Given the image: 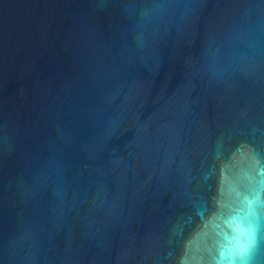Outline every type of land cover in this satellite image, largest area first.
Here are the masks:
<instances>
[{
	"label": "water",
	"instance_id": "1",
	"mask_svg": "<svg viewBox=\"0 0 264 264\" xmlns=\"http://www.w3.org/2000/svg\"><path fill=\"white\" fill-rule=\"evenodd\" d=\"M0 264H264V0H0Z\"/></svg>",
	"mask_w": 264,
	"mask_h": 264
}]
</instances>
